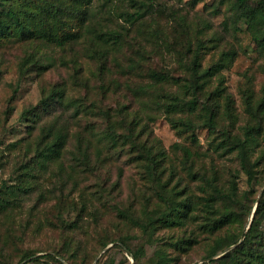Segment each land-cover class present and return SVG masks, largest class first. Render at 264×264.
I'll return each mask as SVG.
<instances>
[{
  "label": "trees",
  "instance_id": "16d2710c",
  "mask_svg": "<svg viewBox=\"0 0 264 264\" xmlns=\"http://www.w3.org/2000/svg\"><path fill=\"white\" fill-rule=\"evenodd\" d=\"M129 2L130 6H123L119 11V17L123 19L121 22L112 21L115 26L106 28L99 25V30H90L95 33L89 37L86 33L90 25H94V0H0V7L7 8L5 12L0 11V45L18 40L37 41L39 46L66 48L89 38V57L96 61V74L100 81L97 86H92L87 77L80 75L82 66L74 64V85L104 95L113 83V79L109 82L106 79L112 72L111 52L120 50L128 42L124 52L127 64L117 60L116 65L125 66L124 73L141 76V81L135 86L126 83L137 100H143L147 105H141V111H148L146 114L152 119L164 115L172 127L190 133L193 141L198 139L196 130L199 127L207 128L210 133L219 132L221 139L216 146L227 153H235L241 168L247 173L251 188L244 191L247 192L244 197L249 201L244 203L239 196L235 176L225 180L214 167L196 170V162L191 160L188 150L184 154L187 175L198 182L196 187L201 193H193L191 186H187L188 182L183 187L176 183V190L170 192L161 170L160 155L164 150L149 145L142 138L147 131L146 124H142L137 131L142 121L140 116L129 110L127 103L116 107L102 106L96 101L88 103L81 96L71 97L68 86L64 84L52 87L38 102L24 108L22 115L28 121L26 138L7 142L0 137V173L7 167L12 168V176L0 180V215L13 216L16 208L34 200L30 208L33 212L41 199H49L53 195L59 196L57 202L66 200L67 205L73 208L75 198L71 194L80 186L78 176L94 173L104 161L102 154L106 148L112 151L129 145L137 158L143 160L145 171L153 180V192L165 207L153 214L147 212L146 218L138 217L142 229H155L161 223L184 225L188 219H195L198 212L203 215L202 225L216 231L239 219V214L229 207L247 209V214H250L256 202L244 239L234 248L211 258L209 264H264V190L260 198L250 194L255 190L254 183L258 179L257 167L262 165L264 168V93L255 96L250 88L244 91L250 118L242 127V133L234 131V97L225 84L224 68L230 66L239 50L232 45L223 47L218 49V56L206 60L211 48H218L222 43L227 45L223 42L227 35L238 36L242 20L247 22L258 48L264 49V0H220L208 11L209 16L195 9L197 0H189V5L185 7L168 6L166 2H161L158 9L153 0ZM222 5L227 17L219 29L212 16ZM166 9H169L167 25L170 30L162 28L156 16L159 11L166 13ZM208 29L210 35L207 34ZM133 31L135 33L131 34ZM156 55H160L165 64L146 62ZM52 65L47 54L41 51L26 53L21 58L20 74L27 66L42 71ZM92 115L95 121L103 119V128L94 124L95 121L91 122L90 118L85 123L80 121ZM227 118L229 122L226 123ZM258 148L261 154L252 160ZM176 175V168H171L169 178ZM43 179H49L51 184L45 186L41 181ZM102 190L101 186L97 194ZM222 203H226V207ZM85 206L86 201L83 200L81 210ZM59 217L64 228L75 227L66 224L63 214ZM239 239L238 235L228 236L223 245V239L218 240L206 257ZM115 240L118 242L113 246L133 255L134 264H146L141 261L140 251L125 236L102 239L101 249ZM72 247L79 250L81 245L64 240L63 244L54 248V252L31 260L57 258L59 264H64L59 258L67 260V253ZM110 249L104 252L109 254L108 260L101 263L98 259L95 264H121L112 256ZM36 252L23 250L20 261ZM70 264L75 263L70 261ZM152 264L174 262L168 253L158 249Z\"/></svg>",
  "mask_w": 264,
  "mask_h": 264
},
{
  "label": "rangeland",
  "instance_id": "374dc122",
  "mask_svg": "<svg viewBox=\"0 0 264 264\" xmlns=\"http://www.w3.org/2000/svg\"><path fill=\"white\" fill-rule=\"evenodd\" d=\"M153 1L157 9L161 2L175 7L189 5V0H182V2ZM219 1L197 0L195 9L209 16L208 11ZM123 6H130L129 0H94L92 11L94 25H90L86 34L91 37L95 31L99 30L97 29L99 25L106 28L115 26L111 23L112 21L117 23V20H120L121 22L123 19L119 17V11ZM6 10V7H0L1 12ZM168 10L166 9V13L159 11L156 16L159 17L161 27L170 30L167 25ZM212 17L214 24L220 29L221 22L227 17L225 6L222 5ZM240 26L242 30L238 32V36L227 35L226 40L223 41L227 45L222 43L218 48H211L206 55V60L214 55L218 56V49L223 47L232 45L239 50L230 66L224 68V74L225 84L234 97L233 110L236 117L233 129L242 133V127L250 118V111L243 95L244 91L250 88L254 90L255 96H262L264 93V49L258 48L245 20L240 21ZM93 29L95 31L91 32L90 30ZM134 33L135 31L131 34ZM207 34H211L209 29ZM88 39L87 41L82 39L77 44L66 48L53 45L39 46L37 41L18 40L0 45V137L7 142L26 138L28 121L22 115L24 108L38 102L44 92H49L52 87L66 84L71 97L81 96L88 103L96 101L102 106L116 107L127 103L128 109L140 116L142 121L137 131L142 124H146L147 131L142 138L146 139L149 145L153 144L164 150L160 155V163L164 180L167 182V189L170 192H174L176 183L179 182L183 187L188 182L187 186H191L190 190L193 193H201L196 187L198 182L192 181L187 175L184 154L188 150L191 160L196 162V170L214 167L225 180H231L235 176L239 186L238 194L242 201L247 203L249 200L245 199L244 194L247 192L244 193V191L251 188L247 173L241 168L235 153H227L223 151V148L216 146L221 139L219 132L210 133L207 128L199 127L196 130L198 139L193 141L190 133L180 132L172 127L164 115H157L155 119H152L146 114L148 111H144L145 113L141 111V105L145 107L147 105L143 100L141 102L137 100L126 85L129 83L135 86L141 81V76L135 73H124L125 66L116 65L117 60L123 65L127 64L124 52L128 42L120 50L111 52L112 72L106 79L108 82L113 79V83L106 94L97 95L95 90L86 91L85 88L74 85V64L82 66L80 75L87 77L92 86H97L100 81L96 74V61L89 57L91 49ZM38 51L47 54L53 65L42 71L27 66L24 73L20 74L22 56L30 52L37 54ZM146 62L153 65L165 64L160 55ZM88 118L94 123L93 115L80 119V121L85 123ZM225 122H229V119H225ZM94 124L100 125L99 128L105 125L103 119L100 118L96 119ZM260 148L254 151L252 160L261 154L259 153ZM132 149L133 147L129 145L112 151L106 148L102 154L104 161L95 169L96 171L78 176L80 186L75 193L71 194L75 198L73 208L67 205L66 200L57 202L59 196L50 192L49 194L53 197L41 199L33 212L30 208L34 200L24 207L16 208L13 216L1 214L0 264H59L57 258L31 259L47 252H54V248L63 244L64 240L81 245L79 250L72 247L68 251L67 260L59 258L64 264H70V261L75 264H95L98 259L104 263L109 256L104 252L109 248L117 262L134 264L133 255L113 246L118 240L111 242L110 247L101 249L102 239L119 236L129 239L132 246L140 251L141 261L146 264L153 263L155 252L158 249H163L168 253L174 264H209L211 258L218 257L227 251L228 246L206 257V254L216 247L218 240L223 239V245L228 236L238 235L239 241L231 244L233 245L231 248H234L244 239V233L253 219L256 202L250 214H247V209H238L237 206L229 207L239 214V219L216 231L202 225L203 215L198 212L195 219H188L184 225L161 223L155 229L154 227L146 231L142 229L137 221L138 217V219L146 218L147 212L153 214L165 207L162 200L153 192V180L149 179L142 163L143 160L137 158L136 152ZM171 168L177 170V175L173 178H169ZM257 168L258 179L254 183L255 190L250 194L260 198L264 190V168L262 165ZM11 174L12 168L7 167L0 173V180L12 176ZM41 181L45 186L51 184L49 179ZM101 186L103 190L97 194ZM83 200L86 201V206L81 210ZM222 204L226 207V203ZM60 214L65 216L67 225L75 227L73 229L64 228L59 220ZM25 249L37 252L30 258L27 257L20 261Z\"/></svg>",
  "mask_w": 264,
  "mask_h": 264
},
{
  "label": "water",
  "instance_id": "95a60500",
  "mask_svg": "<svg viewBox=\"0 0 264 264\" xmlns=\"http://www.w3.org/2000/svg\"><path fill=\"white\" fill-rule=\"evenodd\" d=\"M109 246H110V245H108V247H109ZM232 246H233V245L228 246V247L226 248V250H229ZM195 264H197V263H195Z\"/></svg>",
  "mask_w": 264,
  "mask_h": 264
}]
</instances>
